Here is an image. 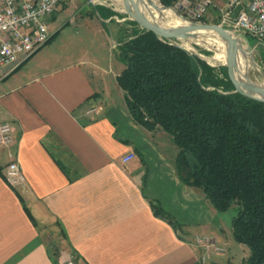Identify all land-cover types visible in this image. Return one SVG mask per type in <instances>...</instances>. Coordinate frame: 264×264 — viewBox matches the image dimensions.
Returning a JSON list of instances; mask_svg holds the SVG:
<instances>
[{
    "label": "crops",
    "instance_id": "obj_1",
    "mask_svg": "<svg viewBox=\"0 0 264 264\" xmlns=\"http://www.w3.org/2000/svg\"><path fill=\"white\" fill-rule=\"evenodd\" d=\"M226 2L210 0L206 19ZM110 19L91 11L79 20L76 39L90 48L69 61L23 70L39 50L0 80V121L14 139L0 147V264H201L199 236L225 248L212 260L230 264L231 220L182 182L172 138L132 120L116 81L123 65L101 63L121 26ZM10 162L25 179L16 188L2 178Z\"/></svg>",
    "mask_w": 264,
    "mask_h": 264
},
{
    "label": "trees",
    "instance_id": "obj_2",
    "mask_svg": "<svg viewBox=\"0 0 264 264\" xmlns=\"http://www.w3.org/2000/svg\"><path fill=\"white\" fill-rule=\"evenodd\" d=\"M158 1L167 8L178 2ZM92 12L114 22L104 6ZM115 54L132 120L172 138L182 182L200 190L216 212L235 209L233 239L250 251L241 264H264V103L233 92L224 67H211L132 21L119 28Z\"/></svg>",
    "mask_w": 264,
    "mask_h": 264
},
{
    "label": "built area",
    "instance_id": "obj_3",
    "mask_svg": "<svg viewBox=\"0 0 264 264\" xmlns=\"http://www.w3.org/2000/svg\"><path fill=\"white\" fill-rule=\"evenodd\" d=\"M62 0H0V80L6 70L16 67L39 51L48 41L49 19ZM180 14L190 22L200 23L210 7V0H178L175 5ZM241 7L235 19L231 13ZM218 26L231 30L238 35L264 43V0H227L220 9ZM99 108L88 111L98 112ZM14 143L13 129L8 122L0 121V147ZM134 158L133 154L123 157V163ZM2 178L11 188L24 184L21 168L10 162L3 169ZM196 243L203 250L201 264L211 256H224L225 250L217 245L210 236L196 237ZM63 264H74L64 260Z\"/></svg>",
    "mask_w": 264,
    "mask_h": 264
},
{
    "label": "rangeland",
    "instance_id": "obj_4",
    "mask_svg": "<svg viewBox=\"0 0 264 264\" xmlns=\"http://www.w3.org/2000/svg\"><path fill=\"white\" fill-rule=\"evenodd\" d=\"M96 5L112 6L110 3H107L102 0H93L91 2H88L86 0H62L55 10V14H54L55 20H52L48 26V34L52 35L53 33H55V31L59 29H60L59 31L61 32H59V34L55 36L50 42L45 44L40 49L38 55L34 59L32 58V61L28 62L27 67H25L23 70L34 69L36 68V66H38V64H40L42 67H56L60 65L61 63H63L64 61L68 59L70 60V57L68 56H73L81 52L83 49H85V46H86V49L90 48L89 44L86 41L87 38L81 37V38L76 39L75 34H76V31L78 32L81 31V28L77 26V23H79V20L83 19L84 15L91 12L92 7ZM173 9L176 12H179L176 6H174ZM114 10L116 12L112 11L114 13V16H112V18H114L116 22L110 26L111 29H116V25L122 26L124 22L129 21L127 15H122L123 12L120 7L116 6ZM152 15L154 16V18H157L156 15L154 14ZM204 19L206 21L205 24L217 25L218 23V20L211 22L210 20L206 19V17H204ZM179 22L184 24L181 20H179ZM201 23H204V22L201 21L200 24ZM164 27L168 28L165 25ZM248 40H249V44L251 47V53L250 55H247L246 58H243V57L239 58L241 74L243 75L244 78L245 76H247L248 81L251 84L255 86L264 87V48L261 47L259 43H257L254 39L248 37ZM209 43L213 47H216L219 49H222L223 47V45L219 41H210ZM107 45H108V51H106V54L100 57L102 58L101 63L105 62L104 63V66H105L106 62H109V61L111 63L113 62V67H115L116 69L118 68L119 61L116 58L115 49L114 47H113V50L112 48L109 49V47L112 46L111 41H108ZM73 46H76L77 50H72ZM187 47L189 46L187 45ZM196 48L198 50H204L206 52H209V54L205 56L208 64L214 65V66H221V64H223L222 57H219V55H217L216 53L207 51L202 45H195L193 49L196 51L197 50ZM243 49H246L245 46H243ZM220 53L225 54L223 50H221ZM252 59H253L254 64H252ZM223 214L225 218L231 220L232 217L235 215V209L231 208L230 210H228L227 212ZM235 246H236L235 249L233 248L230 249V254H229L230 264H240L242 258L247 257L250 254V251L246 246L242 244H238L236 242H235ZM223 249L225 250V248ZM212 259H213V256L211 257V261L208 262V264H227L226 259H223V260L222 259L212 260ZM65 260L72 262L71 260L67 258Z\"/></svg>",
    "mask_w": 264,
    "mask_h": 264
},
{
    "label": "water",
    "instance_id": "obj_5",
    "mask_svg": "<svg viewBox=\"0 0 264 264\" xmlns=\"http://www.w3.org/2000/svg\"><path fill=\"white\" fill-rule=\"evenodd\" d=\"M91 2L93 0H86ZM110 3L114 8L120 7L123 14L127 15L128 20L136 23L140 29L147 32L153 33L160 41L176 46L181 49H185L190 54L197 56L201 60H207L205 56L200 55L193 48L195 45H202L207 51L216 53L219 57H222L223 64L221 66L210 65L211 67H224L228 79L233 86V92L245 96L249 99L264 103V87L255 86L248 81L247 76L244 78V82L238 79L241 72L239 58H246L247 55L251 53V47L249 40L244 35H238L231 30L225 29L221 26L214 24L205 23H194L185 19L179 12H176L173 8H167L160 4V7L151 6L155 11L161 12L165 10H172L175 12L177 18L181 20L184 24L180 26L164 27L166 21V16L160 13L159 23L156 21L154 16L150 13L141 12V2L142 0H102ZM112 6H106L112 11H115ZM241 7H236L231 13V18L235 19ZM116 12V11H115ZM211 35V37H210ZM215 35L218 41L223 45L222 49L213 47L209 42V38H213ZM214 39V38H213ZM187 45L189 47H187ZM263 45V44H262ZM245 46L246 49H243ZM224 50L225 54L220 53ZM252 64L253 59H252Z\"/></svg>",
    "mask_w": 264,
    "mask_h": 264
},
{
    "label": "bare ground",
    "instance_id": "obj_6",
    "mask_svg": "<svg viewBox=\"0 0 264 264\" xmlns=\"http://www.w3.org/2000/svg\"><path fill=\"white\" fill-rule=\"evenodd\" d=\"M151 4H153L154 6L160 7L156 0H142L141 7H140L141 8V12H143V13H152V14L156 15L157 18H155V19H156V21L158 20V23H159V20H160L159 15H160V13H162L167 18L165 23H164V25L167 26V27L183 25L182 23L179 22V19L177 18V16H176L174 11L165 10V11L157 12V11L154 10V8L151 6ZM212 36H213L214 39L213 38H209V41H218V38L215 35H212ZM210 37H211V35H210ZM215 38H216V40H215ZM238 79L241 82L245 81L243 75L241 74V72H240V74L238 76Z\"/></svg>",
    "mask_w": 264,
    "mask_h": 264
}]
</instances>
